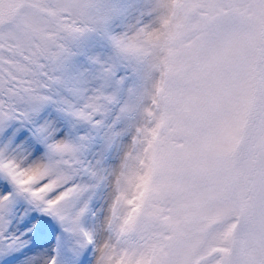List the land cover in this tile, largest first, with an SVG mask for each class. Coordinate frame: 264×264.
<instances>
[{"label":"snow or ice","instance_id":"6c2138e0","mask_svg":"<svg viewBox=\"0 0 264 264\" xmlns=\"http://www.w3.org/2000/svg\"><path fill=\"white\" fill-rule=\"evenodd\" d=\"M264 264V0H0V264Z\"/></svg>","mask_w":264,"mask_h":264},{"label":"rangeland","instance_id":"374dc122","mask_svg":"<svg viewBox=\"0 0 264 264\" xmlns=\"http://www.w3.org/2000/svg\"><path fill=\"white\" fill-rule=\"evenodd\" d=\"M12 264H16V262H15V261H13V262H12Z\"/></svg>","mask_w":264,"mask_h":264}]
</instances>
